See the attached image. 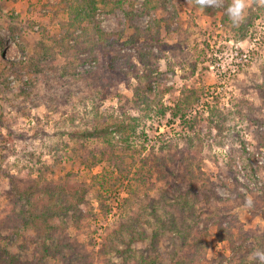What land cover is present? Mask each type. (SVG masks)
Masks as SVG:
<instances>
[{
    "label": "rangeland",
    "instance_id": "1",
    "mask_svg": "<svg viewBox=\"0 0 264 264\" xmlns=\"http://www.w3.org/2000/svg\"><path fill=\"white\" fill-rule=\"evenodd\" d=\"M114 1L95 0L101 29L116 33L107 46L85 17L88 0H0L3 56L34 57L17 70H4L0 62V254L8 251L17 264H176L189 254L190 264H264L254 255L264 251V0H240L239 14L231 12L226 21L200 4L222 0H123L122 7ZM152 21L160 22L154 35L134 40L136 29ZM73 37L87 40L73 48ZM140 51L148 54V63L136 58ZM120 53L135 55V72L109 74L110 60ZM93 56L99 75H106L96 80L95 90L77 76L91 66L82 60ZM147 83L168 89L167 107L195 91L200 102L189 117L196 116L200 125L213 108L221 110L227 117L222 134L213 127L201 131L202 141L194 139L188 148L183 137L193 132L187 125L172 124L170 114L161 119L140 101L136 89ZM243 98L261 108L256 112L261 124L251 125L237 112ZM122 122L134 126L128 147L112 132ZM109 139L127 155L130 174L124 187L106 193L111 211L105 216L100 185L93 181L102 167L87 166L82 156L108 147ZM186 147L171 162V155ZM102 165L111 170L106 161ZM56 183H79L89 195L80 226L66 220L73 251L43 256V245L54 247L65 230L49 236L27 225V204L19 194ZM190 184L202 202L189 217L187 232L171 229L154 243V215L169 218L178 199L194 200ZM224 217L238 219L248 236L240 254L217 236ZM122 233L123 240L115 239L119 250L105 248Z\"/></svg>",
    "mask_w": 264,
    "mask_h": 264
},
{
    "label": "trees",
    "instance_id": "2",
    "mask_svg": "<svg viewBox=\"0 0 264 264\" xmlns=\"http://www.w3.org/2000/svg\"><path fill=\"white\" fill-rule=\"evenodd\" d=\"M104 4H109V2H113V0H102ZM236 0H222L221 5H215L213 3L206 4L203 1H200L205 8L206 13H210L212 15L221 14L223 20H228L231 15V9H233ZM89 2V11L85 14V17L91 18L93 21L94 29L99 32L103 44L109 46L111 42L108 40L111 36H116L115 32L105 33L104 30L101 29L100 24L95 18V14L98 10L95 0H88ZM123 0L114 1L115 7H122ZM164 7V5H162ZM148 12H150L148 10ZM78 14L83 15V12L79 11ZM75 18L78 19L77 14H73ZM170 21H172L170 19ZM159 21H152L149 27L146 28H137L134 36V40L140 37H150L153 36V29L156 24H159ZM169 29V26H168ZM88 34L84 32V36ZM74 44L71 47H77L79 45L85 44L87 38L78 40V38L73 37ZM6 38L0 35V62L1 66L4 70L14 69L17 70L19 68H23L29 63L34 61V57L32 55H26L25 59H15L8 60L3 56V50L5 47ZM62 40L60 39V42ZM102 45V46H104ZM23 51L27 54V48L25 46H21ZM133 53H120L117 57H112L111 62L108 65L109 74L118 73L123 75H129V72H135L137 70V64L133 63L134 58ZM139 62L148 63V54L146 52H138L136 55ZM82 62H90L91 66L86 68L83 71L77 73V76L84 77L86 83L89 85L91 90H95L97 87L96 80H102L106 78V75H99L100 66L99 60L96 56L86 58L82 60ZM168 91V89L161 88L160 85L153 86L150 83H147L144 87H139L136 89V93H138L140 101H142L148 110L152 112H158L160 118H165L168 114L171 115V119L169 122L173 124L174 120H180L181 123L187 125L190 129L192 135H185L183 138L186 140L187 147L191 146L194 143V139L202 141L201 131H210L211 127L216 129L219 134H222L225 121L227 120L226 114L219 109L213 108L210 111L209 116L207 117V121L201 123L200 125L197 123V117L192 120L189 117V112L192 110L195 104L199 103L200 100L196 98V92L192 91L188 95H184L180 100H178L173 107H167L163 104L164 94ZM95 100V99H93ZM253 103L246 99L240 100V106L238 107L237 112L243 116V118L247 119L251 125L261 124L262 120L260 117L256 116V112L260 111L259 108H254ZM137 118H134V121H137ZM94 123L98 122V117L95 120H92ZM197 126L199 129L197 130ZM97 130L98 127H95ZM113 133L119 134L122 142L128 147L130 144V137L135 133L134 126L132 124H125L124 122L115 125L112 130ZM212 135V132H210ZM183 136V135H182ZM213 138H215L213 136ZM108 147L104 149L96 151H90V154H84L82 156V160L89 167H102V174L104 175L101 179V175H97L94 177L93 181L97 182L100 185V197L99 199L100 206L102 208V213L105 216H109L111 209L109 206L107 207L105 203L106 193L110 188L113 187H124L126 178L130 174V169L127 164V155L118 152V145L112 143V140L109 139ZM220 145H223L220 143ZM120 146V145H119ZM182 148L179 154L171 155V162L177 161L185 152H187ZM231 159H234L232 154H229ZM107 162L109 164V169L103 166V162ZM163 164H167L165 157L160 158V162ZM29 169V168H28ZM31 171V170H30ZM104 173V174H103ZM198 178V176H197ZM238 180V179H236ZM189 189L194 193V200L192 198H180L178 199L176 204L177 209L176 214L173 213L171 217L162 218L161 216H156L158 227L153 232L152 238L153 242L156 243L159 235L168 231L175 229H183L187 232V224L189 217H193V213L195 212V206L197 203L202 202V196L196 195L195 188L192 184L189 185ZM34 189V187H32ZM27 190V192H21L19 194V199L27 204V208L23 213L29 214L27 221V225L31 224L33 228L43 230L49 236H51L52 232L57 231L59 229H64L65 233H61L54 239V247L45 243L43 245V256H48L49 252L56 253L58 251H62L64 248H68L73 251V247L75 245V240L73 239L71 233L68 228L70 227L66 220H71L76 226H80L82 218L85 214V206L87 203V196L89 195L88 189L84 188L83 185L79 183H75L70 185L69 183H56V184H47L45 186L37 185L34 190ZM38 191V195L35 197L34 192ZM239 194V192H237ZM191 212V215L188 216V213ZM22 213V214H23ZM70 216V218H69ZM62 225V227H61ZM239 230L242 234V237H235V230ZM124 232V231H122ZM124 233L113 235L114 239L108 240L105 248L112 250H119L117 245L115 244L116 240L120 238V241L123 240ZM217 236L220 240H228L230 245H232L231 250L234 254H240L244 251V246L246 245L245 239L248 236L244 233L243 227L240 225L238 219H230L228 217H224L221 222L218 223V232ZM136 238V237H135ZM135 240H142L141 237L136 238ZM236 240V242H235ZM239 242V243H237ZM109 245V246H108ZM157 246V244H154ZM193 259L192 255H188L184 261H178L176 264H190ZM18 260L15 256L11 255L8 251L0 254V264H17Z\"/></svg>",
    "mask_w": 264,
    "mask_h": 264
},
{
    "label": "clouds",
    "instance_id": "3",
    "mask_svg": "<svg viewBox=\"0 0 264 264\" xmlns=\"http://www.w3.org/2000/svg\"><path fill=\"white\" fill-rule=\"evenodd\" d=\"M243 7V4L240 2V0H237L235 6L233 9H231V11L233 12V15L236 16L239 14L240 9ZM255 256H258L259 259L264 262V251L261 250H257L254 253Z\"/></svg>",
    "mask_w": 264,
    "mask_h": 264
}]
</instances>
